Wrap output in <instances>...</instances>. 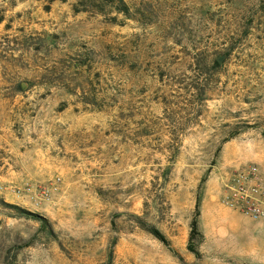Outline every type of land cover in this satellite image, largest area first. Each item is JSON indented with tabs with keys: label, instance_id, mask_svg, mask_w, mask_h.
Masks as SVG:
<instances>
[{
	"label": "rangeland",
	"instance_id": "obj_1",
	"mask_svg": "<svg viewBox=\"0 0 264 264\" xmlns=\"http://www.w3.org/2000/svg\"><path fill=\"white\" fill-rule=\"evenodd\" d=\"M123 1L0 0V264H264V0Z\"/></svg>",
	"mask_w": 264,
	"mask_h": 264
},
{
	"label": "built area",
	"instance_id": "obj_2",
	"mask_svg": "<svg viewBox=\"0 0 264 264\" xmlns=\"http://www.w3.org/2000/svg\"><path fill=\"white\" fill-rule=\"evenodd\" d=\"M222 202L252 220H264V178L257 165L242 168L225 181Z\"/></svg>",
	"mask_w": 264,
	"mask_h": 264
},
{
	"label": "trees",
	"instance_id": "obj_3",
	"mask_svg": "<svg viewBox=\"0 0 264 264\" xmlns=\"http://www.w3.org/2000/svg\"><path fill=\"white\" fill-rule=\"evenodd\" d=\"M110 2H112V4L117 5V8L120 9V10H123V11H124V10L127 9V7L124 5V1H123V0H110ZM215 64L219 65V60H218V59L215 60ZM198 210H199V209H198ZM192 224H193V225H192L193 230H192L191 239H193L196 235L201 234V232H200L199 229H198V223H197V219H196V218L194 219V221H193ZM151 231H152V233H153L155 236H157L159 239H161V240L164 241L165 243H168V242H169V241L166 239V237H165V236L160 232V230H158L157 228H154V229H152ZM189 246H190L189 248H191V250L197 252V250L195 249V247H192V246H193L192 243H191V245H189Z\"/></svg>",
	"mask_w": 264,
	"mask_h": 264
},
{
	"label": "water",
	"instance_id": "obj_4",
	"mask_svg": "<svg viewBox=\"0 0 264 264\" xmlns=\"http://www.w3.org/2000/svg\"><path fill=\"white\" fill-rule=\"evenodd\" d=\"M219 61H222V57L219 58Z\"/></svg>",
	"mask_w": 264,
	"mask_h": 264
}]
</instances>
